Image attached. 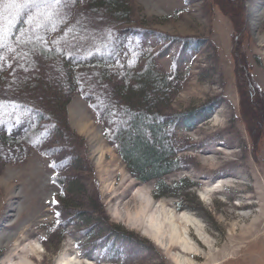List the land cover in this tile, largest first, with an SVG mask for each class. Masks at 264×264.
<instances>
[{"label": "rangeland", "instance_id": "374dc122", "mask_svg": "<svg viewBox=\"0 0 264 264\" xmlns=\"http://www.w3.org/2000/svg\"><path fill=\"white\" fill-rule=\"evenodd\" d=\"M129 2V26L91 13L88 0H61L43 10L52 12L50 18L21 13L10 26V13L3 12L0 29L22 20V36L77 59L115 53L118 70L144 52L163 72L176 75L178 92L169 113L210 103L213 110L192 128L175 132L181 170L164 177L168 189L159 198L156 182H138L105 141L92 110L94 96H73L62 132L70 135L66 142L45 122L32 141L0 143V264H177L181 257L193 264H264V138L253 155L241 118L231 20L215 0ZM245 2L248 36L241 47L264 95V0ZM12 42L4 40L0 51V106L12 99L7 85L17 79L14 74L22 76L9 64L26 59ZM39 64L24 74L60 69ZM22 124L25 114L17 113L14 122L8 117L0 124V132L18 136ZM66 177L78 181V193L70 195L61 186ZM144 197L151 200L147 214L130 221L126 214L137 212ZM164 211L193 219L186 226L195 251L183 252L167 234L163 245L149 236L147 216Z\"/></svg>", "mask_w": 264, "mask_h": 264}, {"label": "trees", "instance_id": "16d2710c", "mask_svg": "<svg viewBox=\"0 0 264 264\" xmlns=\"http://www.w3.org/2000/svg\"><path fill=\"white\" fill-rule=\"evenodd\" d=\"M215 1L220 3L232 23V57L240 90L241 118L252 138V154L256 155L258 145L255 144L264 138V95L251 79L250 68L241 47L242 40L248 36L246 2ZM88 2L87 9L91 13L108 14L123 26L131 23L129 0ZM12 14L14 16V12ZM3 32L4 40L17 43L20 47L18 51L26 59H15L20 65L14 62L9 64L21 71L22 76L14 74L17 79L7 85V88H12V99L0 106V112H5L8 106H12V110L5 112L8 116L0 117V124L8 117L14 122L16 114L21 112L25 114L27 124L21 125L18 136L0 132V143L16 146L32 141L37 127L40 125L42 128L41 124L45 122L63 138H70L69 134L64 136L62 132L68 128L67 108L73 96L82 93L87 97L94 96L97 103H92V110L95 120L104 127L105 141L115 147L128 172L138 182H156L159 198L161 192L168 189L164 177L181 170L177 139L173 140L175 132L181 128H192L194 120L212 112L213 103L185 112L169 113V107L178 92L176 75L163 72L156 60L144 52L135 55L129 64L124 63L118 70L115 53H96L77 59L65 56L63 51H53L46 44H38L30 39L31 36H22V20ZM3 47H0V51ZM186 48L194 49L191 46ZM27 62L29 64H25ZM37 63H40L39 67L41 64L46 67L54 63L60 69L55 72L53 69L39 68L31 75L24 74L32 71ZM1 69L3 64H0ZM73 162L76 164V159ZM60 183L68 194L78 193V181L66 177Z\"/></svg>", "mask_w": 264, "mask_h": 264}, {"label": "bare ground", "instance_id": "6f19581e", "mask_svg": "<svg viewBox=\"0 0 264 264\" xmlns=\"http://www.w3.org/2000/svg\"><path fill=\"white\" fill-rule=\"evenodd\" d=\"M149 206H151V200L149 198H145L140 203L137 212H135L134 214L127 213L126 216L130 221L138 222L140 218L144 217L147 214H145V212L148 210ZM147 219L148 226L150 228V232L148 234L156 243H158L159 245H163V235L167 234L169 236V243H176L183 252L190 253L195 251L194 247L189 243L190 239L189 234L187 233L188 226H186V224L193 225V219L191 217L187 215H175L173 211H164L163 214H159V212H152L149 216H147ZM182 221L183 223H185V225H180V222ZM163 225H166L167 231L163 229ZM191 257V259H195L196 255H191ZM186 262L188 264H193V262L184 257L178 258L176 260L177 264H185Z\"/></svg>", "mask_w": 264, "mask_h": 264}, {"label": "snow or ice", "instance_id": "6c2138e0", "mask_svg": "<svg viewBox=\"0 0 264 264\" xmlns=\"http://www.w3.org/2000/svg\"><path fill=\"white\" fill-rule=\"evenodd\" d=\"M67 2V0H65ZM61 0H0V24L3 23V12H9L12 10L14 16L10 12L8 23L11 26L12 19L15 16H19L24 13L26 16L31 18L34 13H39L45 15L46 18H50L52 15L51 11H43L54 8L59 5ZM27 22V21H26ZM4 32L0 29V47L4 46ZM39 39V37H37ZM3 59V57H0Z\"/></svg>", "mask_w": 264, "mask_h": 264}]
</instances>
